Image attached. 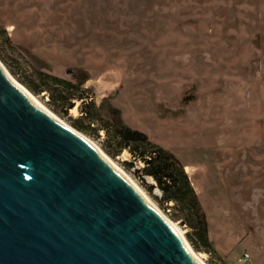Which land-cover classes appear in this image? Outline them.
I'll use <instances>...</instances> for the list:
<instances>
[{
    "label": "rangeland",
    "instance_id": "374dc122",
    "mask_svg": "<svg viewBox=\"0 0 264 264\" xmlns=\"http://www.w3.org/2000/svg\"><path fill=\"white\" fill-rule=\"evenodd\" d=\"M0 27L12 78L124 170L206 264H264V0H0ZM31 68L86 80V105L187 166L212 248L160 202L142 162L104 149L99 124L75 127L82 101L58 113L14 72Z\"/></svg>",
    "mask_w": 264,
    "mask_h": 264
},
{
    "label": "water",
    "instance_id": "95a60500",
    "mask_svg": "<svg viewBox=\"0 0 264 264\" xmlns=\"http://www.w3.org/2000/svg\"><path fill=\"white\" fill-rule=\"evenodd\" d=\"M0 264H201L118 165L1 61Z\"/></svg>",
    "mask_w": 264,
    "mask_h": 264
},
{
    "label": "trees",
    "instance_id": "16d2710c",
    "mask_svg": "<svg viewBox=\"0 0 264 264\" xmlns=\"http://www.w3.org/2000/svg\"><path fill=\"white\" fill-rule=\"evenodd\" d=\"M0 44L11 48V38L7 31L0 27ZM0 58L4 59L2 53ZM21 75L22 83L36 95L46 92L50 96V105L56 112L68 114L74 108L76 100L84 103L81 108L82 116L74 121L75 127L85 131L84 120L90 124H99L98 130H103L107 135L104 149L113 156H119L128 150L134 161L144 164L138 173L154 180L156 187L161 192L160 202L171 204L174 210V218L181 223L189 225L195 232L205 248H212L209 241V224L206 214L200 203L199 196L193 186V181L185 171L183 165L168 149L150 141L145 133L127 127L122 120L107 121L99 113V107L93 104L86 105L83 84L86 82H73L58 76L31 68L14 71ZM130 163V166H132ZM189 237V236H188ZM190 241L193 239L189 237Z\"/></svg>",
    "mask_w": 264,
    "mask_h": 264
},
{
    "label": "bare ground",
    "instance_id": "6f19581e",
    "mask_svg": "<svg viewBox=\"0 0 264 264\" xmlns=\"http://www.w3.org/2000/svg\"><path fill=\"white\" fill-rule=\"evenodd\" d=\"M10 77L12 78V76L10 75ZM13 79V78H12ZM14 80V79H13ZM14 82L16 84H18L15 80ZM19 85V84H18ZM20 86V85H19ZM22 87V86H20ZM27 93L28 95L31 97V99L37 104L39 105L41 108H43L45 111H47L48 113H50L51 115H53L54 117H56L58 120H60L64 125L72 128L70 125H68L67 123H65L63 120H61L60 118H58V116H56L53 112H51L46 106H44L42 103L39 102V100L36 99L35 96H33L27 89H25L24 87H22ZM73 112H76V109L71 110ZM73 129V128H72ZM81 134V133H80ZM82 135V134H81ZM84 136V135H83ZM85 137V136H84ZM86 138V137H85ZM88 139V138H86ZM89 140V139H88ZM90 141V140H89ZM102 154H104L105 156H107L94 142L90 141ZM108 157V156H107ZM119 167V166H118ZM120 168V167H119ZM121 169V168H120ZM122 170V169H121ZM187 171H190V169L188 167H186ZM122 172L127 176V178L130 180V182L134 185V187H136V189L144 196V198L173 226V228L177 231V233L180 235V237L182 238V240L184 241V244L186 245V247L188 248V250L192 253V255L201 263V264H206L205 261L193 250L192 246L190 245V243L188 242L187 238L185 237V234L181 231V229L178 227V225L171 221L157 206L156 204H154V202L147 196V194L137 185V183H135L132 178L126 174V172H124V170H122Z\"/></svg>",
    "mask_w": 264,
    "mask_h": 264
},
{
    "label": "built area",
    "instance_id": "2783aa9c",
    "mask_svg": "<svg viewBox=\"0 0 264 264\" xmlns=\"http://www.w3.org/2000/svg\"><path fill=\"white\" fill-rule=\"evenodd\" d=\"M250 258L249 254H245L244 257H242L240 260L241 262L247 261Z\"/></svg>",
    "mask_w": 264,
    "mask_h": 264
}]
</instances>
